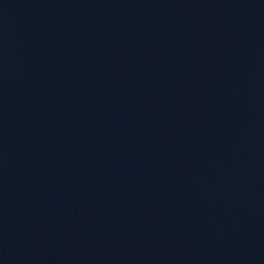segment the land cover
<instances>
[{"label": "water", "instance_id": "obj_1", "mask_svg": "<svg viewBox=\"0 0 264 264\" xmlns=\"http://www.w3.org/2000/svg\"><path fill=\"white\" fill-rule=\"evenodd\" d=\"M0 264H264V0H0Z\"/></svg>", "mask_w": 264, "mask_h": 264}]
</instances>
